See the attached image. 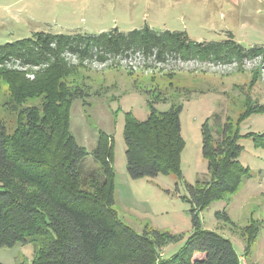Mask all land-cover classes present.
I'll use <instances>...</instances> for the list:
<instances>
[{
    "label": "rangeland",
    "instance_id": "374dc122",
    "mask_svg": "<svg viewBox=\"0 0 264 264\" xmlns=\"http://www.w3.org/2000/svg\"><path fill=\"white\" fill-rule=\"evenodd\" d=\"M142 27L183 32L194 41L232 37L244 48L264 46V0H0V45L35 32L96 35L115 28L127 33ZM139 50L146 53L147 48L138 46ZM136 51L124 53L127 60L104 65L65 61L67 67H76L67 82L87 93L74 98L69 107L70 132L87 152L83 165H98L92 153L100 135L105 134L114 172L116 218L136 233L153 229L175 237L163 250L166 257L193 231L195 212L203 228L230 240L241 263L264 264V146L260 144L264 143V109L243 114L248 106H264L261 66L253 61L225 71L199 59L184 66L177 61L167 65L147 59L129 65V57L138 55ZM10 72L32 81L42 70L31 78L13 67L0 68V118H9V86L1 74ZM156 96L159 98L152 105L159 111L168 109L171 101L181 106L178 119L184 145L180 175L132 177L127 169L125 118L146 119L148 101ZM204 125L211 144L219 141L226 126L229 136H236L240 147L236 159L241 168L231 175L232 180L240 178L233 192L213 183L217 176L209 164L215 158L213 153L209 157L203 154ZM256 135L263 137L255 143ZM229 183L225 178V184ZM189 186H212L211 192L218 195L198 209L190 199ZM32 253L31 243L0 246V262L22 264L31 260Z\"/></svg>",
    "mask_w": 264,
    "mask_h": 264
},
{
    "label": "trees",
    "instance_id": "16d2710c",
    "mask_svg": "<svg viewBox=\"0 0 264 264\" xmlns=\"http://www.w3.org/2000/svg\"><path fill=\"white\" fill-rule=\"evenodd\" d=\"M138 46L146 47V52L155 48L156 58L162 61L169 53L183 60L214 63L255 57L264 62V46L244 48L232 37L194 41L183 32H155L149 27L127 33L115 28L96 35L35 32L0 45V62L15 57L46 65L32 81L17 72L1 74L8 83L10 100L6 103L9 118H0V246L31 243L32 258L22 264H243L230 240L203 228L195 212L193 231L168 257L163 250L175 237L153 229L136 233L120 223L113 210L114 172L105 134L100 135L92 153L98 165H83L87 152L70 132L69 107L74 98L87 93L67 82L76 67H67L59 55L69 49L77 53L79 61H104L106 56H123ZM156 97L148 101L146 119L125 118L127 169L132 177L180 175L184 145L178 119L181 106L171 101L168 109L159 111L152 105ZM26 101L34 102L24 105ZM263 109L254 104L243 114ZM202 132L203 154L209 157L213 153L215 158L209 164L217 176L213 183L233 192L240 178L232 180L231 175L241 168L236 159L240 151L236 136L230 137L226 126L219 141L211 144L205 125ZM260 137H253L255 143ZM211 187H188L198 209L217 197Z\"/></svg>",
    "mask_w": 264,
    "mask_h": 264
},
{
    "label": "built area",
    "instance_id": "2783aa9c",
    "mask_svg": "<svg viewBox=\"0 0 264 264\" xmlns=\"http://www.w3.org/2000/svg\"><path fill=\"white\" fill-rule=\"evenodd\" d=\"M51 46H54V44H51ZM134 51V50H133ZM136 51V50H135ZM131 51H128L127 53H129ZM138 55L134 54L133 56H130L129 57V62L130 64L129 65H137L139 60H144L147 59V60H150V61H153L155 63L156 62H163V63H166L167 62V65H169L171 62H175L177 61L178 63H180V66H184L185 64L187 63H191V62H196L198 63L197 59H189V60H183L181 59L180 57H172L170 55H168L169 53H166L167 55H165V60H158L156 58V52H155V48H153L152 52H146V53H143L141 52L140 50L139 51H136ZM139 52H141V54H139ZM61 59L65 62H83V63H89V64H95V63H99V64H107L108 62H119L121 61L122 59H126V56L125 54L122 56V55H118V56H115L114 55H109V56H106L107 58L104 60V61H100L98 58H93L92 60H87V59H81L82 61H79L80 58L78 57L77 53H75L74 51L72 50H69V49H65L63 50L60 55ZM125 56V58H124ZM257 62L259 66H261L260 68H262V72H263V75H264V62H261V58L260 57H255V58H245L244 60L242 61H237V60H233V61H230V62H218V63H214V62H208V64L216 67V68H221L223 70L225 69H228V68H233V67H237V66H241V65H246L248 62ZM253 62V63H254ZM256 63V64H257ZM46 65L44 64H32V63H26L25 61H23L22 59L20 58H15V57H12V58H9V59H6V60H3L2 62H0V68L2 67H13L15 69H18L22 72H24L26 74L27 77H31L33 78L34 75H35V72L37 70H42L44 69ZM138 68V67H136ZM226 71V70H225Z\"/></svg>",
    "mask_w": 264,
    "mask_h": 264
}]
</instances>
